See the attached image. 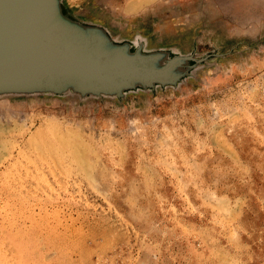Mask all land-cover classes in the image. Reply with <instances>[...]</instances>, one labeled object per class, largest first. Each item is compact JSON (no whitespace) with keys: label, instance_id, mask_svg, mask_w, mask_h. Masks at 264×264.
<instances>
[{"label":"rangeland","instance_id":"rangeland-1","mask_svg":"<svg viewBox=\"0 0 264 264\" xmlns=\"http://www.w3.org/2000/svg\"><path fill=\"white\" fill-rule=\"evenodd\" d=\"M91 2L114 29L239 46L122 104L0 100V264H264V0Z\"/></svg>","mask_w":264,"mask_h":264},{"label":"water","instance_id":"water-1","mask_svg":"<svg viewBox=\"0 0 264 264\" xmlns=\"http://www.w3.org/2000/svg\"><path fill=\"white\" fill-rule=\"evenodd\" d=\"M67 0H0V100L114 101L178 91L226 52L198 51L142 28L114 29Z\"/></svg>","mask_w":264,"mask_h":264},{"label":"bare ground","instance_id":"bare-ground-1","mask_svg":"<svg viewBox=\"0 0 264 264\" xmlns=\"http://www.w3.org/2000/svg\"><path fill=\"white\" fill-rule=\"evenodd\" d=\"M146 1H148V0H141V2H139L138 4H136V5H134V4H132V8L133 7H136V6H139L141 3H144V2H146ZM67 2H68V4L69 5H71V6H73V2H74V0H67ZM134 5V6H133ZM62 133V132H61ZM52 135H53V138L55 137V139H57L58 141H57V143H56V146L58 147V148H63L64 150H68V152H70V155L71 156H74L75 155V152H77V153H81V150H80V146H76L75 144H71V142H70V140L73 138H70V137H67V136H65V134L63 135V134H60L59 132H57V131H52V133H51ZM67 134V133H66ZM69 134V133H68ZM43 147H45V146H43ZM65 147V148H64ZM36 148H38V147H36ZM57 148V149H58ZM39 149V148H38ZM59 150V149H58ZM57 153V152H56ZM71 153H73V154H71ZM78 163V162H77Z\"/></svg>","mask_w":264,"mask_h":264},{"label":"crops","instance_id":"crops-1","mask_svg":"<svg viewBox=\"0 0 264 264\" xmlns=\"http://www.w3.org/2000/svg\"><path fill=\"white\" fill-rule=\"evenodd\" d=\"M75 3H78L79 5H81L83 8H85L86 10H88L90 13L98 16V17H106L107 16V13L106 11L105 12H101L100 10H98L96 7H93V4L94 5H99L95 3H92L91 0H74ZM92 3V4H91ZM100 6V5H99ZM106 5H105V9H106ZM127 28V27H125ZM120 29V28H119Z\"/></svg>","mask_w":264,"mask_h":264}]
</instances>
